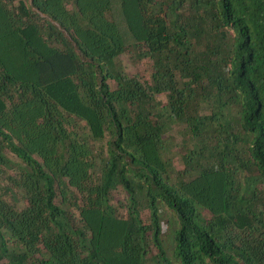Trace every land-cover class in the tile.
<instances>
[{
    "label": "trees",
    "instance_id": "trees-1",
    "mask_svg": "<svg viewBox=\"0 0 264 264\" xmlns=\"http://www.w3.org/2000/svg\"><path fill=\"white\" fill-rule=\"evenodd\" d=\"M150 259L264 264V0H0V264Z\"/></svg>",
    "mask_w": 264,
    "mask_h": 264
},
{
    "label": "rangeland",
    "instance_id": "rangeland-1",
    "mask_svg": "<svg viewBox=\"0 0 264 264\" xmlns=\"http://www.w3.org/2000/svg\"><path fill=\"white\" fill-rule=\"evenodd\" d=\"M171 134H175L177 138H181V134L179 133L178 131V126H175L174 129L171 131ZM175 164L178 166V167H181V163H179V161L175 160ZM114 197H115V201L118 205V211L119 213H122L124 214L125 212V203L127 202V197H128V194H127V191L122 188L121 186L118 187V189L115 191L114 193ZM164 211H166V209H164ZM164 213V212H163ZM144 214L147 215L146 213V210L144 209ZM165 217L162 221V239L164 241V243L167 245H169L170 243V238H171V234L173 233V231L171 230L170 233H169V222H168V218L170 217L171 215V212L170 211H166L165 212ZM170 253V251H169ZM172 254V253H170ZM172 260L174 263H176V259L174 258V256L172 255ZM149 264H155L154 261H152L151 259L149 260Z\"/></svg>",
    "mask_w": 264,
    "mask_h": 264
}]
</instances>
